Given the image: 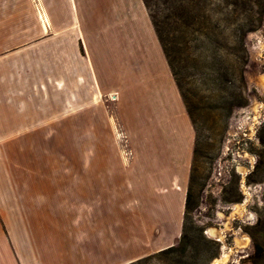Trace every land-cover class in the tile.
<instances>
[{
	"label": "crops",
	"instance_id": "1",
	"mask_svg": "<svg viewBox=\"0 0 264 264\" xmlns=\"http://www.w3.org/2000/svg\"><path fill=\"white\" fill-rule=\"evenodd\" d=\"M101 91L116 107L112 203L123 197L132 218L136 193L154 202L151 215L168 219L156 224L154 246L143 236L149 225L142 221L135 242L126 222L104 263L100 239L79 234L77 204L80 186L100 185L101 167L38 157L52 138L69 137L70 107L76 121L100 122ZM194 135L143 0H0V264H123L169 246Z\"/></svg>",
	"mask_w": 264,
	"mask_h": 264
},
{
	"label": "rangeland",
	"instance_id": "2",
	"mask_svg": "<svg viewBox=\"0 0 264 264\" xmlns=\"http://www.w3.org/2000/svg\"><path fill=\"white\" fill-rule=\"evenodd\" d=\"M150 8L194 127L188 204L178 233H169L171 249L123 264H264V0H150ZM99 98L100 122L76 121L70 107L69 137L52 138L38 157L101 167L100 185L80 186L77 204L85 221L79 234L100 239L104 263L109 239L118 244L126 222L135 242L142 221L149 225L143 236L154 246L156 224L168 219L151 215L154 202L136 193L132 218L123 197L112 203L116 107L112 93L101 91ZM68 233L59 232L63 239Z\"/></svg>",
	"mask_w": 264,
	"mask_h": 264
},
{
	"label": "trees",
	"instance_id": "3",
	"mask_svg": "<svg viewBox=\"0 0 264 264\" xmlns=\"http://www.w3.org/2000/svg\"><path fill=\"white\" fill-rule=\"evenodd\" d=\"M143 2H144L145 6H146V8H147V10H148V13H149L150 19H151V21H152V23H153V26H154V29H155L156 34H157V36H158L159 42H160V44H161V46H162V48H163V51H164L165 56H166V59H167V61H168V64H169V66H170V68H171V70H172V73H173V75H174V78H175V73H174V70H173V67H172L171 61L169 60V57H168L167 48H166V46H165L164 39H163V36H162V34H161V30H160V28H159V24H158V22L156 21V17H155V15L151 13L150 0H143ZM171 12H173L172 9H170V13H171ZM175 81H176V83H177V79H176V78H175ZM177 85H178V83H177ZM184 104H185V103H184ZM187 204H188V193H187V195H186V199H185V207H187ZM172 246H173V245H169V246H167V247L161 249L160 251H163V250H165V249H171Z\"/></svg>",
	"mask_w": 264,
	"mask_h": 264
}]
</instances>
